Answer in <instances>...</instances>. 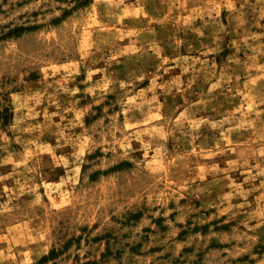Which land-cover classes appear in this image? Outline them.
I'll use <instances>...</instances> for the list:
<instances>
[{
    "label": "rangeland",
    "instance_id": "374dc122",
    "mask_svg": "<svg viewBox=\"0 0 264 264\" xmlns=\"http://www.w3.org/2000/svg\"><path fill=\"white\" fill-rule=\"evenodd\" d=\"M0 264H264V0H0Z\"/></svg>",
    "mask_w": 264,
    "mask_h": 264
}]
</instances>
